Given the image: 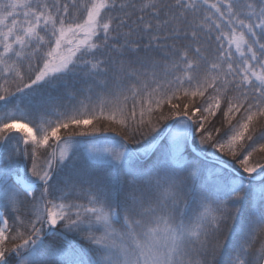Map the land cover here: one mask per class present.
<instances>
[{"label": "snow or ice", "instance_id": "1", "mask_svg": "<svg viewBox=\"0 0 264 264\" xmlns=\"http://www.w3.org/2000/svg\"><path fill=\"white\" fill-rule=\"evenodd\" d=\"M0 264H264V0H0Z\"/></svg>", "mask_w": 264, "mask_h": 264}]
</instances>
